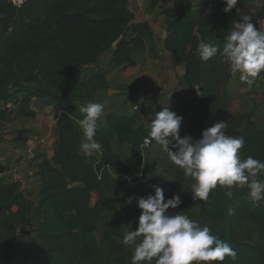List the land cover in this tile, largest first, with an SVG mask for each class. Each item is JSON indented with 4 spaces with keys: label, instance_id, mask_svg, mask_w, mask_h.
Here are the masks:
<instances>
[{
    "label": "trees",
    "instance_id": "1",
    "mask_svg": "<svg viewBox=\"0 0 264 264\" xmlns=\"http://www.w3.org/2000/svg\"><path fill=\"white\" fill-rule=\"evenodd\" d=\"M162 5L165 48L174 66H184L188 87L177 112L183 134L199 139L206 127L226 120L227 134L245 140L241 159L264 161V128L248 113L228 114L222 87L229 64L219 54L202 62L197 50L201 41L222 50L241 14L261 7L255 0H238L230 13L223 11V0L196 5L193 0H151L149 7ZM260 15L263 19L264 7ZM149 41H154L152 26L136 20L128 0H27L20 8L0 0V131L14 117H34L31 101L37 98L42 106H53L57 135L53 155H44L39 164L37 200L26 195L20 181L0 179V264H131L133 248L122 238L126 223L137 227L141 210L135 199L128 203L134 197L130 180L140 176L148 185H159L166 199L180 195L170 182H161L144 145L150 132L144 118L155 117L163 109L160 104L108 111L94 137L101 144L98 155L86 157L79 150V106L106 91L107 80L100 70L84 80L78 73L112 50L111 66H135V53L145 51ZM197 84L202 96L193 87ZM19 91L24 96L13 110L8 103ZM115 144L128 152L116 151ZM4 169L0 166V172ZM258 179L263 181L264 173ZM231 190L229 198L218 185L207 201L190 200L204 226L236 251L235 260L226 257L223 264H264V201L254 203L247 187ZM112 200L125 220L106 216ZM22 228L33 236L30 241L18 239Z\"/></svg>",
    "mask_w": 264,
    "mask_h": 264
},
{
    "label": "clouds",
    "instance_id": "2",
    "mask_svg": "<svg viewBox=\"0 0 264 264\" xmlns=\"http://www.w3.org/2000/svg\"><path fill=\"white\" fill-rule=\"evenodd\" d=\"M15 4L16 0H12ZM223 11L230 13L238 0H223ZM256 7L264 6V0H255ZM238 10V9H237ZM255 8L253 9V13ZM198 54L202 62H207L219 54L229 64L233 75L249 88L264 72V32L253 22L252 15H243L235 22L225 37L222 50L215 44L201 41ZM198 95L201 86H193ZM83 115L77 121L82 130L80 153L90 157L101 150V144L94 137L98 120L104 115V105L90 102L79 106ZM183 117L177 115L169 106L155 113L151 121L148 137L144 145L154 140L167 153L171 162L183 170L185 177H191V195L194 201H207L210 192L218 185L226 189V195L233 196V187H247L249 198L254 202L264 201V181L258 179L264 173V161L253 156L241 159L240 150L245 145L243 137L227 134L226 120L214 122L202 131V137L194 139L191 135L181 137ZM154 194L129 197L128 203L135 199L140 215L135 230L125 232L122 243L133 247L131 264H223L226 257L235 260L237 253L231 245L214 235L208 226L184 214L169 215V209L182 204L180 195L166 199L164 189L152 185ZM139 241V242H137Z\"/></svg>",
    "mask_w": 264,
    "mask_h": 264
},
{
    "label": "rangeland",
    "instance_id": "3",
    "mask_svg": "<svg viewBox=\"0 0 264 264\" xmlns=\"http://www.w3.org/2000/svg\"><path fill=\"white\" fill-rule=\"evenodd\" d=\"M130 9L135 13L137 21H148L154 30V41L148 42L145 51L135 53L137 64H128L113 67L109 64L113 50L101 58L97 65L84 67L78 74L80 79H87L93 72L100 70L105 74L107 90L98 91V95L83 105L90 102L104 105V115L98 120V124L104 123L108 111H135L138 104H160L169 106L172 111L178 112L179 103L187 93L188 87L183 79L184 66H174L169 52L165 48V37L168 34L166 17L162 15L163 5L151 9V0H128ZM197 1L193 0L196 5ZM263 7L255 10L247 8L242 14L252 15L253 22L264 32V17L260 13ZM258 11V13H257ZM240 16V17H241ZM240 19V18H239ZM224 97L229 103L228 114L230 116L241 112L250 114L259 127L264 128V72L256 79L249 88L239 79V73L233 75L229 67V77L222 87ZM24 93L19 91L14 99L8 103L13 110L17 109V102L22 100ZM82 105V106H83ZM31 107L36 111L32 118L14 117L12 120L3 122L0 136L4 138L0 142V166H7L8 173L13 174V179L20 181L22 187L28 192V197L35 198L40 189L39 164L44 155H52L53 145L57 139L56 119L54 118L53 106H42L37 98L31 101ZM154 117L144 118V123L149 128ZM26 130L21 134L19 131ZM183 134L182 128L180 131ZM19 137V140L17 138ZM116 151L123 154L128 152V147L120 148L114 145ZM146 152L157 167L158 177L161 182H170L176 191L182 195V204L176 209H169V215L184 214L199 222L204 223L198 216V208L192 204L190 198L191 184L195 181L191 177H185L183 170L174 165L167 153L156 142L146 146ZM98 155V152H93ZM21 170V171H20ZM5 171V172H6ZM131 189L134 197L154 194V189L140 176L131 180ZM264 181V179H263ZM34 199V200H35ZM98 200L95 192L92 198L94 205ZM111 207V208H110ZM107 208L106 216L112 219L125 220L122 208L111 201ZM135 226L129 222L125 224V232L135 230ZM32 235H27V229L22 228L18 235L19 240L30 241ZM97 238L100 235L97 234ZM139 242V241H137ZM131 247V246H130ZM133 248V247H131ZM152 264H155L153 261Z\"/></svg>",
    "mask_w": 264,
    "mask_h": 264
},
{
    "label": "crops",
    "instance_id": "4",
    "mask_svg": "<svg viewBox=\"0 0 264 264\" xmlns=\"http://www.w3.org/2000/svg\"><path fill=\"white\" fill-rule=\"evenodd\" d=\"M195 1H197V2H195L196 4H198V2H199V0H195ZM54 118H55V114H54ZM54 146V145H53ZM53 149H54V147H53ZM52 155H53V152H52ZM52 155H49V157H51ZM0 164H2V163H0ZM5 169H4V171L3 172H0V179H2V178H4V179H6V180H8V181H10V182H16L17 180H15V179H13V174H11V173H8L7 171H9V169H8V167L7 166H3ZM8 169V170H7ZM7 170V171H6ZM6 171V172H5ZM21 171V170H20ZM40 179V178H39ZM40 187H41V185H40ZM40 190V189H39ZM25 193H26V195L28 194V192L27 191H25ZM30 194V193H29ZM28 194V195H29ZM27 195V196H28ZM30 199H35V198H32V197H29Z\"/></svg>",
    "mask_w": 264,
    "mask_h": 264
},
{
    "label": "built area",
    "instance_id": "5",
    "mask_svg": "<svg viewBox=\"0 0 264 264\" xmlns=\"http://www.w3.org/2000/svg\"><path fill=\"white\" fill-rule=\"evenodd\" d=\"M11 4H13L15 7L20 8L27 0H16L15 4L12 2V0H8Z\"/></svg>",
    "mask_w": 264,
    "mask_h": 264
}]
</instances>
